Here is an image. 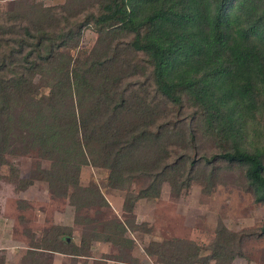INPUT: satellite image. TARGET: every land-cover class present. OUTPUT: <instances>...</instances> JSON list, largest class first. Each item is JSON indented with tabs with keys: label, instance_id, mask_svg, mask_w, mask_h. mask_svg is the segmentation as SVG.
I'll use <instances>...</instances> for the list:
<instances>
[{
	"label": "trees",
	"instance_id": "16d2710c",
	"mask_svg": "<svg viewBox=\"0 0 264 264\" xmlns=\"http://www.w3.org/2000/svg\"><path fill=\"white\" fill-rule=\"evenodd\" d=\"M88 28L97 39L83 50ZM256 121L264 130V0L0 5V170L8 156L34 154L20 186L55 184L76 223L88 224L80 246L65 238L56 252L87 255L92 241L133 245L125 221L79 218L108 206L95 184H80L85 165L107 170L109 185L127 191L129 211L158 197L163 182L178 195L231 169L264 203V141L249 136ZM10 175L18 177L13 167ZM136 179L143 185L133 192ZM250 235H264V224L248 234L221 226L209 255L172 257L207 264L227 255L228 263ZM167 245L146 252L165 262Z\"/></svg>",
	"mask_w": 264,
	"mask_h": 264
},
{
	"label": "rangeland",
	"instance_id": "374dc122",
	"mask_svg": "<svg viewBox=\"0 0 264 264\" xmlns=\"http://www.w3.org/2000/svg\"><path fill=\"white\" fill-rule=\"evenodd\" d=\"M38 1L50 5L65 0ZM5 4L6 0H0L2 7ZM96 39V32L86 29L80 48L90 49ZM249 136L253 142L264 141L260 123L253 124ZM35 161L32 153L18 154L8 156L7 164L1 167L0 264H178L180 260L172 253L188 256L197 250L200 257L209 255L221 226L248 234L264 224V203L254 199L239 169L222 171L212 181L194 180L178 195L163 182L158 197L138 199L129 211L124 207L127 191L109 185L107 170L85 165L80 171V184H95L108 206L98 211L97 207L83 209L79 218L98 217L103 222L116 217L125 221L124 235L133 240V245L122 249L110 242L92 241L87 255L61 254L53 248H60L65 238L80 246L88 224L76 223L75 206L57 193L55 184L35 180L27 187L20 186L30 178ZM41 166L47 169L49 162L43 160ZM10 167L18 177L10 175ZM142 185L136 179L131 190L137 192ZM152 242L168 243L165 262L147 254ZM207 264H264V235L245 237L239 254L228 263L227 255H223Z\"/></svg>",
	"mask_w": 264,
	"mask_h": 264
}]
</instances>
